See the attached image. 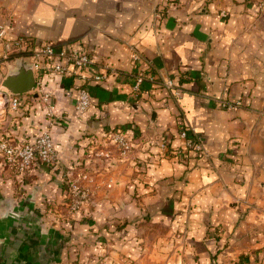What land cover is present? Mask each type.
<instances>
[{"label": "crops", "instance_id": "crops-1", "mask_svg": "<svg viewBox=\"0 0 264 264\" xmlns=\"http://www.w3.org/2000/svg\"><path fill=\"white\" fill-rule=\"evenodd\" d=\"M0 25L9 39L71 45L123 73L89 85L92 106L83 115L75 111L80 81L45 78L59 120L53 136L60 160L37 163L28 174L38 199L59 198L63 175L85 165L102 184L91 204L95 222L116 211L153 217L154 232L140 226L136 233L146 243L137 264H264V13L254 1L0 0ZM3 51L0 44L5 71ZM135 53L145 60L142 70L172 80L183 97L148 83L133 101L127 74ZM220 98L246 107L223 110ZM22 99L3 135L32 143L44 129V111L30 95ZM184 126L201 139L205 156H157L161 140L183 147ZM112 128L153 147L155 156L139 157L149 164L139 185L132 157L106 158L108 146L95 151ZM1 172L14 175L2 160Z\"/></svg>", "mask_w": 264, "mask_h": 264}, {"label": "built area", "instance_id": "built-area-1", "mask_svg": "<svg viewBox=\"0 0 264 264\" xmlns=\"http://www.w3.org/2000/svg\"><path fill=\"white\" fill-rule=\"evenodd\" d=\"M256 3L260 13H264V0H250ZM0 44L3 45V58L8 60L11 56L30 57L33 61L35 76L37 80L36 88L28 93L32 102L39 103L44 111V129L32 143L20 144L3 135L2 124L10 120L12 115L21 109L23 104L22 96L15 95L8 91H0V160L4 164L14 168L17 175L24 177L28 175L37 163L47 166H54L60 160V154L56 148L53 130L58 125L56 105L53 94L45 89L46 77H70L80 81L82 84L78 88V96L75 104V111L79 115L85 114L92 106L89 92L90 84H104L111 77L123 76V73L106 61H102L87 50L75 49L71 45L59 47L50 43L38 44L27 37L9 39L7 29L0 25ZM134 69L127 76L133 81L131 98L133 101L141 99L146 84H153L163 88L175 98L180 99L184 95L182 88L177 87L172 80L159 81L154 75H149L146 70H142L145 60L140 54L135 53L132 57ZM27 95V94H26ZM36 96V97H35ZM219 107L223 110H239L246 107L242 101H231L225 98L216 99ZM105 141L97 145L109 146L112 151L124 157L135 152V149H144L145 145L141 140L133 141L119 128L105 130ZM184 145L176 150L169 146L167 141L160 143V148L168 152L172 157L182 158L185 153L192 151L197 155L205 156L206 152L201 139L197 134L183 127L179 134ZM143 144V146H142ZM113 146V147H112ZM138 148H135V147ZM109 151L106 158L111 157ZM140 172L145 170L149 164L138 161ZM78 167L71 168L72 174ZM87 177L85 176L84 179ZM71 192L85 199L88 192L78 185V180L71 182ZM80 201L74 200L73 211H77Z\"/></svg>", "mask_w": 264, "mask_h": 264}, {"label": "rangeland", "instance_id": "rangeland-1", "mask_svg": "<svg viewBox=\"0 0 264 264\" xmlns=\"http://www.w3.org/2000/svg\"><path fill=\"white\" fill-rule=\"evenodd\" d=\"M14 57L13 59L8 58L7 61L9 62L5 66V71L0 70V91H2V82L10 71L9 65L12 66L13 63L11 62L17 59L16 56ZM126 134L133 141L135 139L140 140V137ZM102 139H106V137L103 136ZM162 141L165 140H161L160 143ZM142 143L145 145L144 149L136 146L135 148L138 149H135V152L124 157L113 152V148L108 149L112 151L111 155H115L118 159L132 157L134 173L132 176L136 185L141 184L147 177L139 169L138 161H144L139 160L141 153L155 156L151 153L153 147L147 146L144 140ZM160 143L158 145L160 152L157 153V156H170L168 152H164L160 148ZM97 146L100 147H94L97 152L105 148L102 144ZM147 162L144 161L143 163L146 164ZM6 166L9 165L6 164ZM10 169L14 175H7V178L5 175L0 177V181L1 179L4 181V184L0 182V226L4 228L11 223L9 221L12 220V214H14L11 209L15 208L14 206L27 205V194L31 190L35 191V194H39L38 190L31 185L33 181L30 176L20 177L14 168L10 167ZM69 172H72L71 168L68 170ZM67 174L62 177L63 187L59 198H52L49 201H47L48 199L43 201L37 198V206L41 211L39 212L36 208H32L31 212L29 211L27 222L32 223L29 230L32 229L33 239L37 241L46 239L48 242L41 250L40 264H137L136 257L142 251L141 248L146 246V243L136 233L140 226H149L147 231L149 233L154 232L153 228L150 227L153 217L147 212L130 215V213L116 211L115 213H108L109 215L101 213L106 215L102 217V220H106L103 223H97L98 218L96 213H92L91 204L102 189V184L94 178V176L99 175H92L85 165H78V170L73 175ZM85 176L86 179H84ZM75 180H78V185L88 192L85 199L71 192V182ZM149 190L150 193L153 192L154 186H150ZM74 200L80 201L77 211L72 210ZM1 253L3 254L4 251Z\"/></svg>", "mask_w": 264, "mask_h": 264}, {"label": "water", "instance_id": "water-1", "mask_svg": "<svg viewBox=\"0 0 264 264\" xmlns=\"http://www.w3.org/2000/svg\"><path fill=\"white\" fill-rule=\"evenodd\" d=\"M11 63L14 66L9 65L10 71L5 76L1 89L19 96L33 92L37 80L32 59L19 57ZM27 196V205H22L21 208L17 205L11 209L14 214L9 221L10 225L5 228L0 226V264H40L41 250L48 242L46 239L37 241L31 235L32 229L29 230V226L32 223L27 222L29 211L36 208L40 212L41 209L37 206L35 191L31 190ZM35 249L37 250L34 251Z\"/></svg>", "mask_w": 264, "mask_h": 264}, {"label": "trees", "instance_id": "trees-1", "mask_svg": "<svg viewBox=\"0 0 264 264\" xmlns=\"http://www.w3.org/2000/svg\"><path fill=\"white\" fill-rule=\"evenodd\" d=\"M13 58H15V57L14 56L9 57V59H13Z\"/></svg>", "mask_w": 264, "mask_h": 264}]
</instances>
